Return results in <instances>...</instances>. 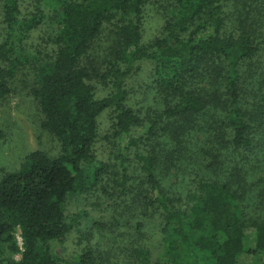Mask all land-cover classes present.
Masks as SVG:
<instances>
[{
  "label": "trees",
  "instance_id": "obj_1",
  "mask_svg": "<svg viewBox=\"0 0 264 264\" xmlns=\"http://www.w3.org/2000/svg\"><path fill=\"white\" fill-rule=\"evenodd\" d=\"M149 2L36 0L35 11L24 17L22 0H0V99L11 93L10 80L19 69L34 68L31 94L42 128L60 143L58 156L33 152L0 182V243L17 253L18 230L23 241L20 260L0 254V264H61L54 244L85 218L69 215L70 199L99 190L112 198L129 191L145 216L162 214L161 264H264V218L247 220L240 196L224 180L194 178L180 169L177 179L183 175L194 190L185 199L173 194L156 174L163 150L151 145L166 133L185 145L175 146L178 153L204 154L210 172L218 171L222 154L253 153L262 146L264 70L253 58L264 53V0H167L161 3V33L144 42ZM44 26L51 29L49 50L31 44ZM107 26L106 54L96 64L92 51ZM146 62L160 108L145 120L130 107L127 87ZM245 62L249 69H242ZM106 113L111 133L102 136ZM202 132H210L211 145L196 140ZM103 139L114 164L97 158ZM130 157L140 167L132 185ZM138 248V263H148L150 253ZM96 262V252L86 248L76 264Z\"/></svg>",
  "mask_w": 264,
  "mask_h": 264
},
{
  "label": "rangeland",
  "instance_id": "obj_2",
  "mask_svg": "<svg viewBox=\"0 0 264 264\" xmlns=\"http://www.w3.org/2000/svg\"><path fill=\"white\" fill-rule=\"evenodd\" d=\"M165 1L167 0H150L147 4L144 18V42L158 37L161 33L164 24L162 14L164 10L161 3L165 6ZM35 6L36 0H22V15L30 17L35 11ZM229 24L230 31L235 29L233 17ZM109 29L110 26L105 28L94 46L95 52L92 51L96 61L92 60L96 64L106 54V41L110 36ZM50 30L44 26L34 33L31 39L32 46L49 50L47 41ZM253 60L264 70V53L256 55ZM142 68L139 74L128 81V102L130 107L146 120L147 116L159 110L160 98L154 88L151 64L146 62ZM244 68L249 69L248 62H245L242 69ZM36 82L34 68L28 66L21 68L10 80L11 93L9 96L0 99V130L4 136L0 139V182L6 175L17 172L25 157L33 152L42 151L50 156L59 155L60 143L42 128L43 117L38 102L31 94ZM94 86L100 97L105 95L100 83L96 82ZM110 117L111 115L106 113L100 119L102 136L111 133ZM262 138V146L256 152L233 153V151H228V154H222L220 159L222 164L216 169L218 171L210 172L206 170L207 164L202 162L204 154H191L186 151L185 154L178 153L179 149L175 146L184 148L185 145L170 141L168 135L163 133L161 137L156 136L151 144L159 153L163 150L157 154L159 160L156 174L160 173L167 188L173 194L179 195L181 199H185L187 194L194 190L195 185L181 174L177 179L176 172L180 169L185 171V174L190 173L194 178L196 175H202L205 178L227 181L241 198L245 218L261 220L264 218V133ZM196 140L209 146L211 145V134L202 132ZM109 149V143L103 139L98 144L99 154L96 155L98 159L114 164L115 154H108ZM173 164L176 166H172ZM127 166L130 176L129 184L132 185L135 182L133 179L140 175V167L133 157H130ZM215 174H218V177ZM110 183L115 187L114 183ZM135 200L138 201L136 195L129 191L119 192L114 198L103 196L101 190L90 196H73L69 201V215L75 216L83 213L85 218L77 229H73L66 238L54 244L55 252L64 260L61 264H76L86 248H92L96 252V264H139L135 257V249L138 247L150 253V261L145 264H161L160 258L165 251L161 234L162 214L161 216L159 214L145 216L140 207H137L139 209L134 208ZM139 223L143 226L138 231ZM15 241L21 252L23 241L19 230L16 232ZM20 252L13 253L6 243H0V254L4 260L19 261Z\"/></svg>",
  "mask_w": 264,
  "mask_h": 264
}]
</instances>
